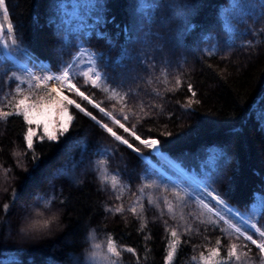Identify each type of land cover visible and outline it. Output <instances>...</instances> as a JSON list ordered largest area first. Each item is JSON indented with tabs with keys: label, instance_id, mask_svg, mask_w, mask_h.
I'll return each instance as SVG.
<instances>
[{
	"label": "trees",
	"instance_id": "1",
	"mask_svg": "<svg viewBox=\"0 0 264 264\" xmlns=\"http://www.w3.org/2000/svg\"><path fill=\"white\" fill-rule=\"evenodd\" d=\"M66 2L68 6L60 8V0H6L18 42L54 74L73 61L81 46L83 52L103 53L98 67L107 82L102 86L129 93L126 101L109 100L111 93L82 86L83 79L77 78L81 90L126 127L135 125L133 130L142 139H158L162 154L191 176L207 180L231 207L250 214L258 203L256 197L264 193V20L249 19L246 24L236 20L252 10L254 0H145L158 5L150 19L141 11L139 0H101L102 8L89 7L88 0ZM185 3L192 7H180ZM96 16L105 22L89 26ZM52 17L56 18L55 26L48 23ZM0 23L4 24L2 15ZM229 25L239 31L229 32ZM66 33L76 48L65 45ZM123 49L131 58L117 63ZM0 59L7 58L0 55ZM7 60L0 72L11 65L27 79L26 73ZM86 67L87 62L78 66L81 70ZM29 68L35 66L29 64ZM2 79L0 96L14 104L22 96H8L14 93L15 83L10 84L7 77ZM189 85L196 93L194 98ZM22 95L30 96L29 102L37 105L56 98L46 88H25ZM68 95L140 147L94 107L74 94ZM190 99L199 103L187 106ZM125 104L127 121L120 113ZM68 108L74 117L69 131L49 141L39 126L32 149L24 139L32 125L22 114L0 117V262L82 264L90 251L91 233L96 243L106 245L109 237L116 242L121 249L117 264H203L200 254L207 258L217 237L222 240L220 257L213 260L225 258L228 245L236 242L248 243L251 249L239 264H264L254 245L235 241L227 225L206 223L208 215H201L202 210L192 202L179 205L169 195L173 203L169 212L163 202L168 194L162 189L154 187L140 193L145 176L169 187L176 184L173 180L183 187L189 182L142 149L170 178L145 164L74 106ZM0 109L16 112L14 107H6L3 99ZM104 149L107 155L100 154ZM102 159L105 164H100ZM74 164L78 166L73 169ZM117 172L121 184L113 190L101 178ZM5 203L10 205L7 213ZM120 206L124 210L115 212ZM53 214L57 219L47 229L20 232L22 225L50 219ZM255 219L264 224L259 214ZM188 226L190 231H186ZM173 229L178 238L171 237ZM173 239H177L176 252L166 261ZM129 247L135 254L126 251ZM244 251L247 249L240 248L238 254ZM89 264L111 262L103 259L101 250L97 261Z\"/></svg>",
	"mask_w": 264,
	"mask_h": 264
},
{
	"label": "snow or ice",
	"instance_id": "2",
	"mask_svg": "<svg viewBox=\"0 0 264 264\" xmlns=\"http://www.w3.org/2000/svg\"><path fill=\"white\" fill-rule=\"evenodd\" d=\"M139 5L141 11L149 19L154 14V11L158 9V5L156 3H147L145 0H139ZM67 6L68 4L66 0H60V8H66ZM88 6L92 8H102L103 4L101 0H88ZM168 7H171V5H168ZM180 7L187 9L192 6L185 3L180 5ZM250 7L252 10L245 16L236 20L237 24H246L249 19L254 20V22L264 20V0H254ZM0 15H2L3 21L7 22L6 27L5 24L0 23V55L10 56L12 61H14L15 64H18L20 68L23 69V72L27 74V79H25L22 75H18L17 71L14 70L11 65H9L5 71L0 72V91H2L4 83L2 78L7 77L10 84L15 83L14 93H8V96L12 99L15 98V94H21L22 96V98L16 100L14 104H11V100L7 97L0 96V99L4 100L6 107L11 106L16 109L15 113L0 109V117L22 114L24 121H26L28 125H42L44 137H46L49 141H56L58 139L57 134H59V136H63L69 131V125L74 117L69 113L68 106H74L80 113H83L84 115L90 117L91 120L95 121L96 124L101 127L103 131L113 137L115 141L126 146L127 149L136 153L139 158H142L145 164L150 165V160L147 157H144L142 149H147L150 152L161 153L159 148L160 141L154 138L142 139L141 136L133 130L135 125H133L132 129L126 127L124 123H121L120 119L113 116L112 112L106 111L105 108L101 107L100 103L94 102L93 98L86 95L85 91H82L81 87L78 86L79 81L77 78H82V86L91 85V87L100 89L105 93H111V95L108 96L109 100H118V102L126 101L129 93L126 92L121 94L120 91L116 90V87L102 86L106 84L107 77L102 74V71L98 67V62L104 59V54L96 53L94 51L87 52L85 54V52L81 50L83 47L81 46V48H77L78 54L74 56L73 61L71 63L64 64L59 71V74L44 75L43 73L49 71V66L41 62L30 52L28 48L18 42L16 35H14V25L10 21L6 0H0ZM104 22L105 21L102 16H96L95 20L89 26L94 27L96 25L103 24ZM48 23L50 26H55L56 18H50ZM189 27H194V25H189ZM228 30L229 32L239 31L235 25H229ZM137 31L139 33L140 29ZM247 31L251 32L253 29H248ZM132 38L133 37L131 36L129 37V39ZM64 43L65 45L71 44L73 48L77 47L74 42L69 40L67 33L64 36ZM124 58H131L127 49H123L121 55L117 57V63ZM85 62H87L85 70L78 68L79 65H84ZM6 64H8L7 59H0V68H3ZM29 64L35 66L38 69V72L31 71ZM9 73H11L10 76ZM49 82H51L50 92L56 94V98L54 100H49L47 103L37 105L29 102L30 96L22 95L25 88H28L29 91H31L32 88H39L41 84L45 87H49ZM176 83L179 84L180 80L177 79ZM119 87H122V85ZM189 91H192L191 85H189ZM65 92L75 94L81 98V100L87 101L94 108L98 109L100 113L104 114L105 117L110 118L116 125L119 126V128L123 129L125 133H128L130 137H132L135 141H138L140 147H137L135 144L129 142V139L124 138V136L118 135L112 127H109L107 123H102V121L98 120L92 112L87 111L80 103H77L76 100L71 99L69 95H66ZM195 96L196 93L192 91V97L194 98ZM194 102L199 103L198 100L194 101L190 99L187 106H191ZM126 106L127 105L125 104V106L120 108V113L122 114L124 121L129 119V116L124 114ZM129 111L131 112L132 109H129ZM57 112L59 113L58 123L54 122V117ZM34 135L35 132L31 127H29L27 132L24 134V139L27 142L28 149L33 148ZM41 139H43V137H41ZM100 154L107 155L108 150L104 149ZM214 159L215 156L209 160V163H211ZM105 163V160H100V164ZM76 166L78 165L74 164L73 169ZM118 177L119 173L117 172L110 176L105 175L101 179L104 183H110L111 188L116 190L121 184V180ZM143 179L145 182L139 188L140 193H144L145 189H153L154 187L162 189L164 193L168 194L164 196L163 202L167 206L169 212H172L173 210V203L168 199L169 195L173 197L179 205L188 206L189 202H192L202 210L200 213L201 215H208L206 223L216 225L218 227L221 224L227 225L228 229L231 230V236L235 241L243 240L245 242H250V244L254 245L258 250L260 258L264 259V224H260V221L255 219L258 214L261 218H264V193H261L256 197L258 203L252 206L250 214H245L231 207L226 200L222 198L219 191L215 188H211L207 180L197 179L196 176L188 177L190 183L187 187H181L178 183L173 184L171 187L166 184H158L157 181L151 180L148 176H145ZM189 188L191 191H189ZM116 198L120 199L119 196ZM153 202L152 198L149 197V203ZM9 208V204L5 203L3 205L5 213H7ZM123 210V206L116 207L114 209L117 213H120ZM130 210L133 213L136 212L135 207H132ZM54 219V217H51L50 219H45L43 221L28 223L26 228L20 229V232L28 234L33 233L38 229H47L49 224L54 221ZM201 223H205V221L201 220ZM190 230L191 226H188L186 231ZM249 230H254V232L250 234ZM220 231L223 232L224 228L220 227ZM178 235L179 234L175 229L171 231V237L178 238ZM254 235H257L258 238H254ZM94 241L95 237L90 233V251L83 258L82 264H89L90 261H97V258L101 254V250L103 251L104 260L110 261L111 264H117V261L121 257V249L118 248L116 242L111 237L107 239L106 245H102L101 243H96ZM221 244V238L217 237L215 240L216 246L209 250V256L206 258L203 252L200 254V259L203 264H239L242 256L248 257L251 252V249L248 247V243L238 244L236 242H231L228 245L226 257L213 260L212 257H220ZM176 247L177 239H173L169 244L170 250L166 254V261H171L173 259ZM240 248L247 249V251L240 252L238 254V249ZM126 251L135 254V250L131 247L127 248ZM193 259H195V257H193ZM0 264H3V262H0Z\"/></svg>",
	"mask_w": 264,
	"mask_h": 264
},
{
	"label": "rangeland",
	"instance_id": "3",
	"mask_svg": "<svg viewBox=\"0 0 264 264\" xmlns=\"http://www.w3.org/2000/svg\"><path fill=\"white\" fill-rule=\"evenodd\" d=\"M4 24H5V27H6V22L4 21ZM84 52H85V54L87 53V52H89L88 50H84ZM41 62H43V61H41ZM37 70V68L35 67L34 69H32L31 68V71H36ZM52 73V72H51ZM47 88H49V90H50V87H47ZM65 94L66 95H68V94H70V93H67V92H65ZM75 95V94H74ZM78 97V96H77ZM71 98V97H70ZM79 98V97H78ZM55 99V98H54ZM54 99H52V100H54ZM72 99V98H71ZM81 99V98H80ZM48 101H46V102H44V103H47ZM85 102H87V101H85ZM44 103H42V104H44ZM88 103V102H87ZM89 104V103H88ZM89 105H91V104H89ZM92 106V105H91ZM93 107V106H92ZM96 109V108H95ZM98 112H99V110L98 109H96ZM100 113V112H99ZM101 115H103L104 116V114H102V113H100ZM105 117V116H104ZM90 118V117H89ZM105 118H107L109 121H112L110 118H108V117H105ZM58 121H59V113L57 112L56 114H55V117H54V122H56V123H58ZM95 122V121H94ZM113 122V121H112ZM96 123V122H95ZM114 123V122H113ZM40 127H41V130L43 131V129H42V125H39ZM38 125H36V124H32V126H31V128H33V130H34V132L36 133V129L39 127ZM149 151V150H148ZM149 153L150 154H153L154 155V153L155 152H150L149 151ZM156 154H158L159 156L161 155V153H155V155ZM144 157H147L148 159H149V157L148 156H145L144 155ZM160 159L161 160H163L165 163H166V161H165V159H163V158H161V156H160ZM150 160V159H149ZM174 162V161H173ZM149 163H151L153 166H155L158 170H160L162 173H164V174H166L164 171H162L160 168H158L151 160H150V162ZM176 163V162H175ZM167 165H169L168 163H166ZM177 164V163H176ZM170 166V165H169ZM171 168H172V166H170ZM174 169V168H173ZM175 170V169H174ZM167 175V174H166ZM188 179V178H187ZM238 219V218H237ZM254 231V230H253Z\"/></svg>",
	"mask_w": 264,
	"mask_h": 264
},
{
	"label": "bare ground",
	"instance_id": "4",
	"mask_svg": "<svg viewBox=\"0 0 264 264\" xmlns=\"http://www.w3.org/2000/svg\"><path fill=\"white\" fill-rule=\"evenodd\" d=\"M10 57V56H9ZM11 58V57H10ZM38 72V69L35 71ZM39 74V73H38ZM44 75L50 74L49 72H45L43 73ZM51 85V82H49V87ZM75 150V149H74ZM88 151V150H87ZM155 154V153H154ZM159 158L161 156V158L165 159L166 163H168L170 166H172V168L175 169L176 172H178L179 174H181V176H183L186 180L189 181V179H187L188 177H191L190 174H188L185 170H183L178 164H176L175 162H173L172 160H170L166 155L161 154L160 156L158 154H156ZM86 157V156H85ZM190 182V181H189Z\"/></svg>",
	"mask_w": 264,
	"mask_h": 264
},
{
	"label": "water",
	"instance_id": "5",
	"mask_svg": "<svg viewBox=\"0 0 264 264\" xmlns=\"http://www.w3.org/2000/svg\"><path fill=\"white\" fill-rule=\"evenodd\" d=\"M35 56V55H34ZM7 57V56H6ZM36 57V56H35ZM8 59L9 60H11L9 57H8ZM39 59V58H38ZM12 61V60H11ZM13 62V61H12ZM14 63V62H13ZM15 64V63H14ZM17 65V64H16ZM18 66V65H17ZM19 68H20V66H18ZM159 148H160V146H159ZM161 150V149H160ZM167 154V153H166ZM153 155V154H152ZM168 155V154H167ZM154 156H156L158 159H160L157 155H155L154 154ZM169 156V155H168ZM161 160V159H160ZM162 162H164L163 160H161ZM165 163V162H164ZM166 164V163H165ZM167 165V164H166ZM179 165V164H178ZM169 166V165H168ZM170 167V166H169ZM171 168V167H170ZM171 169H173V168H171ZM174 170V169H173ZM175 171V170H174ZM176 172V171H175ZM176 173H178V172H176ZM179 174V173H178ZM180 176H181V174H179ZM183 177V176H182Z\"/></svg>",
	"mask_w": 264,
	"mask_h": 264
},
{
	"label": "clouds",
	"instance_id": "6",
	"mask_svg": "<svg viewBox=\"0 0 264 264\" xmlns=\"http://www.w3.org/2000/svg\"><path fill=\"white\" fill-rule=\"evenodd\" d=\"M52 217H54L55 219H54V221L57 219V216L55 215V214H53V216ZM27 227V225H22L21 226V228H26Z\"/></svg>",
	"mask_w": 264,
	"mask_h": 264
}]
</instances>
